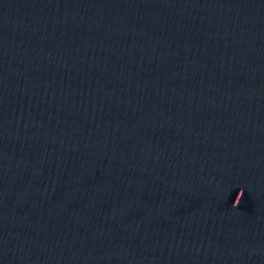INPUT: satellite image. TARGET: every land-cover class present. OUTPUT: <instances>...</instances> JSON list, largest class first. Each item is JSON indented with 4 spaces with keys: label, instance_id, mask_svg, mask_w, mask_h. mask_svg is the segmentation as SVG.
Here are the masks:
<instances>
[{
    "label": "clouds",
    "instance_id": "9594fccd",
    "mask_svg": "<svg viewBox=\"0 0 264 264\" xmlns=\"http://www.w3.org/2000/svg\"><path fill=\"white\" fill-rule=\"evenodd\" d=\"M242 195H243V193L241 192V195L239 196V200L237 201V198H236L235 204L233 206H238L239 205Z\"/></svg>",
    "mask_w": 264,
    "mask_h": 264
}]
</instances>
